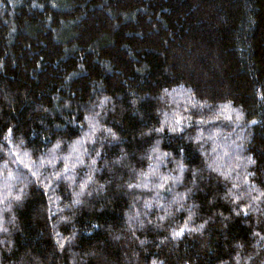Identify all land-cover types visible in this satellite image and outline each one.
Wrapping results in <instances>:
<instances>
[{"label": "trees", "instance_id": "trees-1", "mask_svg": "<svg viewBox=\"0 0 264 264\" xmlns=\"http://www.w3.org/2000/svg\"><path fill=\"white\" fill-rule=\"evenodd\" d=\"M153 262L264 264V0H0V264Z\"/></svg>", "mask_w": 264, "mask_h": 264}, {"label": "snow or ice", "instance_id": "snow-or-ice-1", "mask_svg": "<svg viewBox=\"0 0 264 264\" xmlns=\"http://www.w3.org/2000/svg\"><path fill=\"white\" fill-rule=\"evenodd\" d=\"M182 232H183V229H181V231L179 233H174V235H180V234H182ZM153 264H156V262H153Z\"/></svg>", "mask_w": 264, "mask_h": 264}]
</instances>
